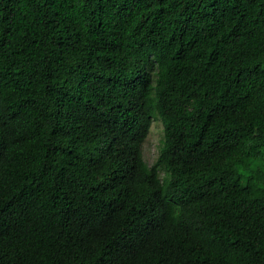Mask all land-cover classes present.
<instances>
[{"label":"trees","instance_id":"trees-1","mask_svg":"<svg viewBox=\"0 0 264 264\" xmlns=\"http://www.w3.org/2000/svg\"><path fill=\"white\" fill-rule=\"evenodd\" d=\"M263 66L264 0H0V264H264Z\"/></svg>","mask_w":264,"mask_h":264},{"label":"rangeland","instance_id":"rangeland-1","mask_svg":"<svg viewBox=\"0 0 264 264\" xmlns=\"http://www.w3.org/2000/svg\"><path fill=\"white\" fill-rule=\"evenodd\" d=\"M163 136L164 134L162 121L160 118L156 117L153 120L150 133L143 144V156L146 163L150 167L156 166L158 162ZM160 174L161 177L164 178L165 171L160 170Z\"/></svg>","mask_w":264,"mask_h":264}]
</instances>
